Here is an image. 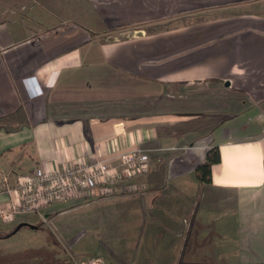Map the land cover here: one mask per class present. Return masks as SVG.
I'll use <instances>...</instances> for the list:
<instances>
[{
    "label": "crops",
    "instance_id": "1",
    "mask_svg": "<svg viewBox=\"0 0 264 264\" xmlns=\"http://www.w3.org/2000/svg\"><path fill=\"white\" fill-rule=\"evenodd\" d=\"M133 148L154 149L144 190L72 203L95 205L73 260L264 264V0H0V170ZM17 218L0 264L44 251Z\"/></svg>",
    "mask_w": 264,
    "mask_h": 264
},
{
    "label": "built area",
    "instance_id": "2",
    "mask_svg": "<svg viewBox=\"0 0 264 264\" xmlns=\"http://www.w3.org/2000/svg\"><path fill=\"white\" fill-rule=\"evenodd\" d=\"M152 148L118 151L105 160L87 161L78 157L70 163L35 166L28 173L11 176L0 170V221L38 216L54 204L87 202L118 195H135L144 190L141 178L151 170ZM71 254V253H70ZM70 264H102L100 260H73Z\"/></svg>",
    "mask_w": 264,
    "mask_h": 264
},
{
    "label": "rangeland",
    "instance_id": "3",
    "mask_svg": "<svg viewBox=\"0 0 264 264\" xmlns=\"http://www.w3.org/2000/svg\"><path fill=\"white\" fill-rule=\"evenodd\" d=\"M88 15L77 14V25L83 27L88 25L87 27L99 29L101 21L90 18ZM132 31H129L128 36L133 35ZM11 176L14 177V175ZM72 203L54 204L49 207L46 211V214H48V217L46 216L47 224L42 223V220L35 215L17 218V221L22 220L28 224L20 227L21 230L16 234V239L27 242L28 245L31 244L35 250L44 248L43 252L36 251L34 264L57 263L58 261L54 260L59 258L68 259L70 258L69 253H77V247L73 249L70 243L77 238L81 225H86L87 229H89L88 225L91 226L89 222L94 216L95 205H91L90 202L78 205ZM43 215H45V212H43ZM28 220L32 221V225ZM88 235L85 239L89 238ZM45 247H49L48 252L45 251Z\"/></svg>",
    "mask_w": 264,
    "mask_h": 264
},
{
    "label": "trees",
    "instance_id": "4",
    "mask_svg": "<svg viewBox=\"0 0 264 264\" xmlns=\"http://www.w3.org/2000/svg\"><path fill=\"white\" fill-rule=\"evenodd\" d=\"M219 162V154L216 148L209 150L205 156L202 164L196 169V177L200 183L210 182V169L211 166Z\"/></svg>",
    "mask_w": 264,
    "mask_h": 264
},
{
    "label": "water",
    "instance_id": "5",
    "mask_svg": "<svg viewBox=\"0 0 264 264\" xmlns=\"http://www.w3.org/2000/svg\"><path fill=\"white\" fill-rule=\"evenodd\" d=\"M225 85H226V86H228L229 84H228V83H226Z\"/></svg>",
    "mask_w": 264,
    "mask_h": 264
}]
</instances>
